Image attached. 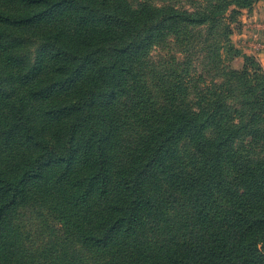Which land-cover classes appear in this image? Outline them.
Segmentation results:
<instances>
[{"label":"trees","instance_id":"16d2710c","mask_svg":"<svg viewBox=\"0 0 264 264\" xmlns=\"http://www.w3.org/2000/svg\"><path fill=\"white\" fill-rule=\"evenodd\" d=\"M259 1L0 0V264H264Z\"/></svg>","mask_w":264,"mask_h":264},{"label":"crops","instance_id":"0c3cea01","mask_svg":"<svg viewBox=\"0 0 264 264\" xmlns=\"http://www.w3.org/2000/svg\"><path fill=\"white\" fill-rule=\"evenodd\" d=\"M237 47L255 57L264 68V0L251 10L245 9L240 17V30L235 33Z\"/></svg>","mask_w":264,"mask_h":264},{"label":"rangeland","instance_id":"374dc122","mask_svg":"<svg viewBox=\"0 0 264 264\" xmlns=\"http://www.w3.org/2000/svg\"><path fill=\"white\" fill-rule=\"evenodd\" d=\"M180 2H182V4H185V0H180ZM239 30H237L235 33H237ZM235 35V34H234ZM234 35H233V41L234 43L236 44L235 40H234ZM237 46V45H236ZM239 48V47H238ZM242 50V49H241ZM243 64V60L240 58V59H237L235 62H234V66L236 68H240Z\"/></svg>","mask_w":264,"mask_h":264}]
</instances>
